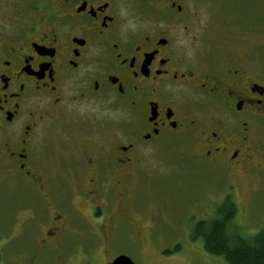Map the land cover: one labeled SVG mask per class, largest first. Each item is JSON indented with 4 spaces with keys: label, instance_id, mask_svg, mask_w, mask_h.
I'll use <instances>...</instances> for the list:
<instances>
[{
    "label": "flooded vegetation",
    "instance_id": "1",
    "mask_svg": "<svg viewBox=\"0 0 264 264\" xmlns=\"http://www.w3.org/2000/svg\"><path fill=\"white\" fill-rule=\"evenodd\" d=\"M208 1L0 0V158L41 199L42 244L80 219L79 195L103 247L116 220L138 244L125 190L164 139L264 179V82L243 54L201 50Z\"/></svg>",
    "mask_w": 264,
    "mask_h": 264
},
{
    "label": "rangeland",
    "instance_id": "2",
    "mask_svg": "<svg viewBox=\"0 0 264 264\" xmlns=\"http://www.w3.org/2000/svg\"><path fill=\"white\" fill-rule=\"evenodd\" d=\"M201 22V50L231 59L243 54L264 82V0L208 1ZM158 143L125 190L129 200L134 197L129 203L131 212L148 227L135 245L129 240V226L116 220L113 243L103 247L89 231L92 223L95 231L100 220L86 217L88 209L80 195L75 197L74 213L80 219L69 216L70 231L57 244H42L48 215L36 212L41 199L0 158V255L4 264H106L119 255L130 257L135 264H226L204 250L201 238L194 240L195 226L215 218L231 193L238 207L233 225L246 236L260 232L264 228V179L242 173L236 181L230 180L226 173L199 162L190 145L174 139ZM256 164L264 167V158L259 157Z\"/></svg>",
    "mask_w": 264,
    "mask_h": 264
},
{
    "label": "trees",
    "instance_id": "3",
    "mask_svg": "<svg viewBox=\"0 0 264 264\" xmlns=\"http://www.w3.org/2000/svg\"><path fill=\"white\" fill-rule=\"evenodd\" d=\"M237 213L238 207L229 195L215 218L196 224L194 240L201 238L204 250L226 264H264V228L253 236L244 235L233 225ZM0 264H4L1 255Z\"/></svg>",
    "mask_w": 264,
    "mask_h": 264
},
{
    "label": "water",
    "instance_id": "4",
    "mask_svg": "<svg viewBox=\"0 0 264 264\" xmlns=\"http://www.w3.org/2000/svg\"><path fill=\"white\" fill-rule=\"evenodd\" d=\"M107 264H135V262L126 255H120L115 258L112 262H109Z\"/></svg>",
    "mask_w": 264,
    "mask_h": 264
}]
</instances>
